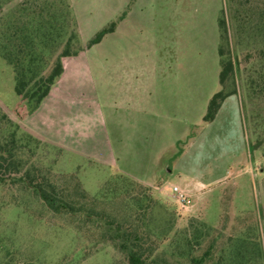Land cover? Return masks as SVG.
Wrapping results in <instances>:
<instances>
[{
    "label": "rangeland",
    "instance_id": "374dc122",
    "mask_svg": "<svg viewBox=\"0 0 264 264\" xmlns=\"http://www.w3.org/2000/svg\"><path fill=\"white\" fill-rule=\"evenodd\" d=\"M68 2L81 46L66 60L64 73H72L76 87L69 114L87 137L69 139L70 148L30 143L28 161L74 173L90 195L116 172L144 178L155 172L168 189L187 188V208L172 198H165L164 210L151 207L166 234L149 264H185L180 251L195 233L201 234L196 253L212 245L202 264H236V250L237 264H264V127L256 126L264 124V92L252 90V79L264 69L258 55L264 42L236 38L232 0ZM220 18L227 25L236 91L204 121L208 101L220 89ZM111 22L114 29L88 46ZM76 48L72 43L69 49ZM24 87L0 56V108L20 125L18 134L28 110ZM46 114L39 110L22 122L35 127ZM100 118L113 149L120 150L107 163L101 161L106 142ZM131 119L139 124L131 126ZM31 197L19 183L0 184V264H127L111 244L92 245V229L81 219L51 216Z\"/></svg>",
    "mask_w": 264,
    "mask_h": 264
},
{
    "label": "trees",
    "instance_id": "16d2710c",
    "mask_svg": "<svg viewBox=\"0 0 264 264\" xmlns=\"http://www.w3.org/2000/svg\"><path fill=\"white\" fill-rule=\"evenodd\" d=\"M232 1L236 9L232 20L236 38L251 35L264 42V0ZM114 25L111 22L101 28L87 45L99 42ZM218 25L220 89L210 97L204 121L212 120L222 100L236 91L235 64L225 19L220 18ZM72 43L77 48L70 50ZM60 46L62 49L57 52ZM80 49L77 24L68 0H0V56L11 65L17 83L25 86L21 98L28 105L26 112L33 111L48 94L62 72V58L75 55ZM258 55L264 56V45ZM261 73L258 79H252L255 94L264 92V69ZM261 125L264 127V124L256 126ZM19 127L0 108V184L19 183L39 208L51 216L81 219L87 229H92V245L111 244L127 264H149L166 234L155 225L150 188L116 172L95 195H90L74 173L58 172L28 161L33 151L30 143L43 140L25 128L18 134ZM200 235L193 234L190 243L184 240L180 255L185 264H202L210 259L211 242L196 253ZM237 253L238 250L236 264Z\"/></svg>",
    "mask_w": 264,
    "mask_h": 264
},
{
    "label": "crops",
    "instance_id": "0c3cea01",
    "mask_svg": "<svg viewBox=\"0 0 264 264\" xmlns=\"http://www.w3.org/2000/svg\"><path fill=\"white\" fill-rule=\"evenodd\" d=\"M76 55V54H75ZM75 55L71 56H65L62 58V72L59 75V77L56 79V81L52 84L50 91L48 94L44 97V99L40 102V104L31 112H26L25 114L22 115L20 123L21 125L29 131L32 135L35 137L45 141L47 140L48 142L52 143L53 145H58V146H64L67 148H70L69 144L67 141L69 139H76L81 138L82 136L87 137V133L85 130H83L81 124L74 123L72 121V117L70 116V109L72 108L73 104L72 101L69 99L71 98L70 92L72 89H75V85L70 79V75L72 73H64L66 70V60L69 58H73ZM40 111H45L46 117L41 118L40 121L37 122L35 127L28 126L23 124V118L27 119L28 117L31 116L33 112H39ZM74 115V114H71ZM105 119V117H104ZM103 118H100V124L103 126L102 133L105 137V154L106 158H103V162L107 163L109 161H113V158L116 157L117 152L120 150L115 148L113 149L111 145V139H110V134L107 129V122ZM25 121V120H24ZM79 121V120H78ZM116 122V121H115ZM132 125H138L139 121L136 119H131ZM149 123L148 121H146ZM117 123V122H116ZM145 123V121H143ZM151 125L153 124V121L150 123ZM51 126V131L50 133H47L45 126ZM85 131V132H84ZM116 131H114V136L118 135ZM51 134V135H50ZM117 137V136H116ZM81 153L80 151H78ZM84 154V152H82ZM125 173V172H123ZM128 175V173H125ZM156 173L154 172L151 178H144L142 176L134 175V174H129V176L133 177L134 179L140 181L144 185L150 188L151 190V195H152V201H151V207L152 209H162L164 210L167 207L166 199L165 198H171L170 196V189L165 186V184L160 180H157L155 177ZM156 180V182H154ZM174 185V184H172ZM188 192L187 188H183ZM189 193V192H188Z\"/></svg>",
    "mask_w": 264,
    "mask_h": 264
},
{
    "label": "built area",
    "instance_id": "2783aa9c",
    "mask_svg": "<svg viewBox=\"0 0 264 264\" xmlns=\"http://www.w3.org/2000/svg\"><path fill=\"white\" fill-rule=\"evenodd\" d=\"M170 196L182 208H187L191 203L189 193L176 184L171 186Z\"/></svg>",
    "mask_w": 264,
    "mask_h": 264
}]
</instances>
